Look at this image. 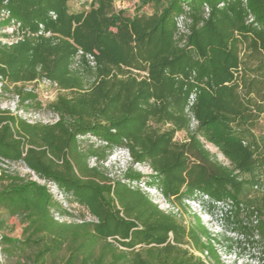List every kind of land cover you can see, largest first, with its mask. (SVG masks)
Instances as JSON below:
<instances>
[{"label": "trees", "instance_id": "16d2710c", "mask_svg": "<svg viewBox=\"0 0 264 264\" xmlns=\"http://www.w3.org/2000/svg\"><path fill=\"white\" fill-rule=\"evenodd\" d=\"M73 1L0 0L5 91L14 86L23 103L37 95L18 84L59 89L49 103L53 123L0 106V156L29 171H0V259L223 264L198 215L187 228L140 183L169 203L203 204L233 232L264 243V194L250 193L264 178V0H142L133 12L115 0L78 9ZM178 131L187 138L177 140ZM90 137L102 147L82 150L80 138ZM120 148L152 172L130 169L126 183L89 165ZM13 217L25 223L20 235L5 229ZM189 238L212 263L185 247Z\"/></svg>", "mask_w": 264, "mask_h": 264}, {"label": "rangeland", "instance_id": "374dc122", "mask_svg": "<svg viewBox=\"0 0 264 264\" xmlns=\"http://www.w3.org/2000/svg\"><path fill=\"white\" fill-rule=\"evenodd\" d=\"M82 1L84 0H74L71 4L74 8L78 9L80 6L79 4ZM141 3L142 0H115L116 7L126 8L130 12H133L136 7L141 5ZM149 8V4L144 6V9L147 11ZM18 87L24 89V92L34 93L37 95V99H29L22 103L16 88L11 85L9 89L5 91L4 97L0 99V104L4 109H10L17 106L28 114L36 115V118L31 119L39 123H53L57 120V115L49 108V103L52 102L59 93L57 86L40 81L18 84ZM186 138L187 134L185 131L177 132V140L182 141ZM91 145H94L95 148L102 147L101 142L94 137L80 138V146L82 150H86ZM208 148L211 149V151L216 152V149L213 146L208 145ZM218 157L221 161L226 162L222 155H218ZM88 163L90 166H98L112 180L121 179L126 183H128V179L125 175L130 169H133V171H139L143 174H150L152 172L151 168L145 163H132L131 156L124 148L112 151L105 160H100L91 156L88 159ZM11 170L19 172L22 175L29 174V171L22 164H14L11 166ZM139 185L143 192L157 203L161 209L176 215L187 228H191L192 225L195 224V215H198L205 227L211 233V236L219 240V242H216V247L219 250L223 264H264V243L261 241L253 242L250 238H246L237 232H233L230 223L225 220V217L222 216V219L217 218L215 214L208 212L205 206L198 202L187 201L186 205H182L178 202L169 203L156 189L146 186L143 183H140ZM131 186L136 185L131 183ZM250 193L252 197L264 194V178H262L259 188L254 187ZM216 212L220 215V211ZM24 225V221L17 217H13L8 220L7 228L5 229H8L7 231L12 235H20ZM191 236L193 235L191 234ZM202 241L205 242V238H203ZM185 247L191 249L194 254L202 257L207 262L212 263L211 258L203 249H196L195 242L192 239H187ZM0 264L15 263L13 260H8L3 257V263Z\"/></svg>", "mask_w": 264, "mask_h": 264}, {"label": "built area", "instance_id": "2783aa9c", "mask_svg": "<svg viewBox=\"0 0 264 264\" xmlns=\"http://www.w3.org/2000/svg\"><path fill=\"white\" fill-rule=\"evenodd\" d=\"M206 11L208 12V8L206 9ZM177 26H178V32L180 34L187 32L186 17L184 15H180L178 17ZM13 31H14V27H10L5 32L13 33ZM3 41L4 42H11L12 40L11 39L10 40L9 39H3ZM81 54H82V51L79 52V56ZM87 60L92 67L96 66V60H95L94 55L88 54ZM44 82L54 84L55 86H57L56 83H53L51 81H44ZM4 94H5V81L2 77H0V99L4 97ZM192 102H193V100L190 102V105H192ZM0 106H1V104H0ZM7 110H9L12 114L17 115L20 118L26 120L27 122H30V123L36 122L35 120L31 119V118H36V115H32L30 113L28 114L23 109H19L17 106L10 108V109H7ZM11 166H13V164H11L7 159L0 156V171H1V169L11 170ZM36 178H37V180H39L38 177H36ZM0 262L3 263V257H1Z\"/></svg>", "mask_w": 264, "mask_h": 264}]
</instances>
